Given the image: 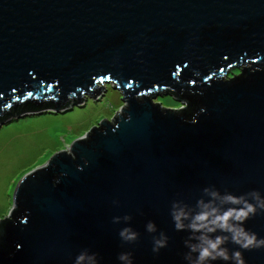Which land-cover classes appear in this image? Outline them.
<instances>
[{"label":"water","instance_id":"95a60500","mask_svg":"<svg viewBox=\"0 0 264 264\" xmlns=\"http://www.w3.org/2000/svg\"><path fill=\"white\" fill-rule=\"evenodd\" d=\"M102 81L127 105L18 180L0 264H195L200 212L264 240V0H0V123ZM155 88L196 113L139 100ZM209 235L229 259L208 264H264V245Z\"/></svg>","mask_w":264,"mask_h":264},{"label":"rangeland","instance_id":"374dc122","mask_svg":"<svg viewBox=\"0 0 264 264\" xmlns=\"http://www.w3.org/2000/svg\"><path fill=\"white\" fill-rule=\"evenodd\" d=\"M240 73V67H231L225 80ZM102 85L103 90L94 99L84 94L83 101L66 108L30 111L0 123V219L8 215L15 186L26 172L44 164L53 153L69 152L72 140L92 126L99 127L103 118L112 122L116 112L127 105L115 83L102 81ZM150 100L172 110L186 107L167 93Z\"/></svg>","mask_w":264,"mask_h":264},{"label":"clouds","instance_id":"9594fccd","mask_svg":"<svg viewBox=\"0 0 264 264\" xmlns=\"http://www.w3.org/2000/svg\"><path fill=\"white\" fill-rule=\"evenodd\" d=\"M254 209L251 205L247 207L246 210H241L239 215L235 219H240V217H246L248 213L253 212ZM210 213L200 212L192 216L188 227L193 232H198L200 235L196 238L197 243L190 246L192 252L196 253L195 264H208L209 261H215L216 259H223L227 261L229 256L226 250L222 247L225 243V238L216 236L212 238L209 234L213 233L219 228L221 231H227L231 233V239L234 243L240 245L242 248H249L250 246H261L264 245V240L258 241L254 234L249 235L242 229L235 230L231 225H229V219L231 218V213H225L220 215H215L211 220H209ZM175 221V226L177 229H182L184 227L183 220L188 219V216L183 211V209H178L173 215ZM149 231H153L154 227L149 225ZM123 236L124 233L122 232ZM129 239H134V236L128 237ZM160 246H163L162 242L157 241ZM121 256L120 259H124ZM233 258L235 264H243V260L240 258V253L234 252ZM79 261V257L77 258Z\"/></svg>","mask_w":264,"mask_h":264},{"label":"trees","instance_id":"16d2710c","mask_svg":"<svg viewBox=\"0 0 264 264\" xmlns=\"http://www.w3.org/2000/svg\"><path fill=\"white\" fill-rule=\"evenodd\" d=\"M140 101H144L142 98H139ZM187 101V99H185ZM184 101V100H183ZM195 107H186L184 109H179L178 112H176L178 115H181L182 117L185 118H191L196 112H195ZM25 110V105L24 103L18 105L16 108L12 107L10 108V116L14 114H18L22 111ZM175 112V110H173Z\"/></svg>","mask_w":264,"mask_h":264},{"label":"flooded vegetation","instance_id":"af4514ba","mask_svg":"<svg viewBox=\"0 0 264 264\" xmlns=\"http://www.w3.org/2000/svg\"><path fill=\"white\" fill-rule=\"evenodd\" d=\"M158 90V88H155L154 90H148V91H144L142 94H139L138 98H149L151 99L154 96V93H156Z\"/></svg>","mask_w":264,"mask_h":264}]
</instances>
